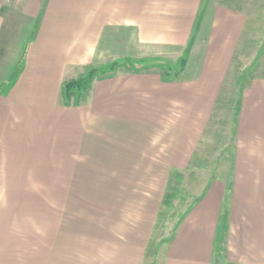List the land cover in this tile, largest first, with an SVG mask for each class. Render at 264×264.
<instances>
[{"label":"crops","instance_id":"1","mask_svg":"<svg viewBox=\"0 0 264 264\" xmlns=\"http://www.w3.org/2000/svg\"><path fill=\"white\" fill-rule=\"evenodd\" d=\"M235 3L0 0V264H264V78L241 95L228 178L192 203L183 185L206 174ZM114 62L66 105L64 84Z\"/></svg>","mask_w":264,"mask_h":264},{"label":"rangeland","instance_id":"2","mask_svg":"<svg viewBox=\"0 0 264 264\" xmlns=\"http://www.w3.org/2000/svg\"><path fill=\"white\" fill-rule=\"evenodd\" d=\"M235 7L247 15L246 28L228 77L226 89L210 121L205 139L196 152V163L192 165L193 171L191 172L206 174L196 176L192 174L193 176L183 181L184 189H189L186 195L191 203L196 202L197 194L207 186L213 175L223 177V179L228 178L229 144L235 132L236 115L241 109V95L254 79L264 78V0H240V4L235 3ZM201 27L202 25L199 24L194 35L196 43H199L202 36L203 28ZM230 33L233 34V30ZM177 214V212L171 214L174 222ZM171 227V225L170 227L165 226L166 235L172 230Z\"/></svg>","mask_w":264,"mask_h":264},{"label":"trees","instance_id":"3","mask_svg":"<svg viewBox=\"0 0 264 264\" xmlns=\"http://www.w3.org/2000/svg\"><path fill=\"white\" fill-rule=\"evenodd\" d=\"M189 51L190 45L185 50L182 58L177 62L179 66L177 74H180L184 70L187 64ZM122 64L123 63L120 62H114L107 67H96L89 69L88 72L80 79L64 84L63 92L66 105L70 104L72 100H76L78 103L84 97V95H86V92L92 87L95 79L112 77Z\"/></svg>","mask_w":264,"mask_h":264}]
</instances>
